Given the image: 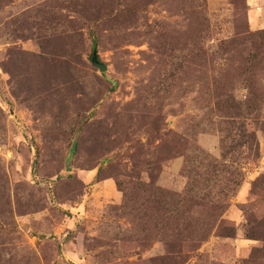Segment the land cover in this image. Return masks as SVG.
<instances>
[{
  "label": "rangeland",
  "instance_id": "1",
  "mask_svg": "<svg viewBox=\"0 0 264 264\" xmlns=\"http://www.w3.org/2000/svg\"><path fill=\"white\" fill-rule=\"evenodd\" d=\"M0 264H264V0H0Z\"/></svg>",
  "mask_w": 264,
  "mask_h": 264
},
{
  "label": "trees",
  "instance_id": "2",
  "mask_svg": "<svg viewBox=\"0 0 264 264\" xmlns=\"http://www.w3.org/2000/svg\"><path fill=\"white\" fill-rule=\"evenodd\" d=\"M95 43H96L95 38H93V43H92L93 44V50L95 48ZM208 173H207V175H205L203 177H201V176H199V175H197V174L194 173V176H193V184L191 185V187L193 189V193L196 192L194 194L195 197L200 195V194H198L199 191L203 192V191H206V190L210 189L209 187H207L208 185H205L204 184V183H207V184H210V183L206 179L203 180L204 177L208 176ZM215 177H216V174H215ZM230 184L232 186L233 182L230 183ZM188 191H189V194L192 193V191L190 189ZM214 202H216V201H215L214 197H212V199L209 201V203L212 204Z\"/></svg>",
  "mask_w": 264,
  "mask_h": 264
},
{
  "label": "water",
  "instance_id": "3",
  "mask_svg": "<svg viewBox=\"0 0 264 264\" xmlns=\"http://www.w3.org/2000/svg\"><path fill=\"white\" fill-rule=\"evenodd\" d=\"M91 64L99 70V72L104 73L107 71V66L102 64L97 56V53L94 51L91 57Z\"/></svg>",
  "mask_w": 264,
  "mask_h": 264
}]
</instances>
